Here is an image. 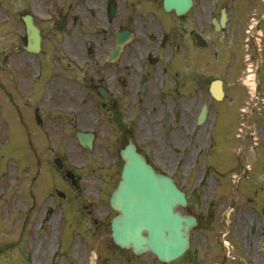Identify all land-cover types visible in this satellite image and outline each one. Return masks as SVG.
I'll return each instance as SVG.
<instances>
[{"label":"flooded vegetation","instance_id":"obj_1","mask_svg":"<svg viewBox=\"0 0 264 264\" xmlns=\"http://www.w3.org/2000/svg\"><path fill=\"white\" fill-rule=\"evenodd\" d=\"M243 8L244 0H192L189 9L180 14L174 6L167 8L166 0H0V91L6 93L9 103L21 102L28 109L21 118L35 125L29 139L50 137V109L54 107L69 110L68 114L82 123L89 114L83 107L101 105L111 120V154H106L118 178L113 176L110 182L101 181L91 189L98 200L84 197L87 189L73 186L70 181L65 182L69 185L63 187L64 193L45 187L47 206L35 224L40 222L43 227L51 223L52 215L60 209L66 217L69 213L77 220V227L88 239L100 230L112 231L116 211L110 206L109 197L106 200L103 195L108 186L111 185L110 196L118 185L123 166L120 150L129 136L158 172L169 173L181 189L195 196L200 210L196 213L188 205L189 213L198 221L191 233L189 255L195 252L200 240L196 231L207 237L212 230L209 227L223 229L233 224L225 215L219 216L216 207L205 210L200 205L207 192L212 204L226 203V197L216 200L217 194L224 195V190L231 187V182L221 180L226 173L225 166L218 164L223 155L218 150L210 164L191 165L192 154L186 151L198 145L195 140L202 128L210 125L211 131L215 129L222 138L228 124L233 125L228 123L229 93L222 77L227 70V46L223 40L233 32L232 26ZM27 17H31L39 31L41 45L37 52L27 48ZM3 40H10L9 52L4 50ZM216 78L223 81L220 100L212 96L210 89ZM38 80L43 84L36 85ZM101 88L106 90V98L100 93ZM204 106L205 122L199 124ZM222 141L220 146L224 145ZM178 146L185 150L183 162L188 165L174 157ZM0 150L2 157L3 144ZM185 169L188 173L203 172L208 180L202 179L193 190H188L197 179L185 177ZM76 177L81 179L77 173ZM255 185L247 184L245 190L243 183L239 184L236 193L244 200L247 193H254ZM3 188L0 180L1 194ZM63 221L61 217L59 222ZM242 225L246 251H251L249 256L254 259L252 254L256 257V245L264 240V230H256L254 219H246ZM215 232L226 239L230 233ZM4 247L9 248L0 233V257ZM212 247L208 240L205 248ZM89 248H84L81 261L87 258ZM95 250L93 264H133L141 258L131 249L118 247L112 238L111 244L97 246ZM37 253L43 257H37L41 264L49 262L50 250L33 249L31 256ZM11 257L6 256L0 264H20Z\"/></svg>","mask_w":264,"mask_h":264},{"label":"rangeland","instance_id":"obj_2","mask_svg":"<svg viewBox=\"0 0 264 264\" xmlns=\"http://www.w3.org/2000/svg\"><path fill=\"white\" fill-rule=\"evenodd\" d=\"M232 33H227V38L225 37L224 40H228V43L233 48V53L236 55L235 60V68L236 71L230 73L229 67L227 70V74H224L227 82L229 83L228 87L232 83H236L237 90L235 91V96L237 97L235 106L236 109L241 104H245V110L239 111L237 113V117H239V120L237 121L236 130L238 131V136L240 132L241 138H243L244 144L236 143L235 139V132L229 133V147L231 148L235 144V148L243 149L242 157L244 160L240 159L239 168L237 171H240V169L244 166L248 165V172L246 174L247 178L253 179V171L258 170V176L263 184L264 182V3L263 0H244V8L242 12L240 13L239 19L234 23L232 26ZM5 41V40H3ZM8 42V40H7ZM7 45H10L8 42ZM8 46H4L5 52H9ZM228 62L230 63L232 61V54L228 51ZM259 66V67H258ZM258 69V79L255 83L253 80V77L251 75L252 70ZM249 70V71H248ZM232 74V75H231ZM251 76L252 80L249 78L245 80V76ZM243 79L245 80L243 83ZM231 83V84H230ZM258 83V87L256 84ZM3 94V93H2ZM240 98V99H239ZM17 100H20L18 96H16ZM229 100H231L229 98ZM9 106L11 109L7 112H5L4 107ZM84 111L88 112L89 114L85 115L84 118L86 121L82 123H72L69 119V115H66V113H61L62 110L59 108H51V132L49 136H51V140L45 141L47 144H49L50 152H48V149L43 150V143L44 140H35L34 142H31V147L34 149V151H39V162L36 160L35 153L30 149L29 146V134L30 130L28 127L29 121L26 119H21V113H24L26 111V106L20 103H5L4 100H2V96H0V143L3 144V146H6V148H17L19 150H24L23 152H18L15 156L9 157L10 153H7L6 151H3V157L0 159V171L2 170L3 163H4V171L5 169H8L10 166L12 169H10L5 174V184L11 183L13 186L11 190V194H8L6 192L4 194L5 199L4 203L0 204V211L3 209H6L7 212L3 210L2 217L9 225V221H11V227L9 229L2 232V239L3 243L13 241L15 239L14 231L17 229L19 225H21L22 217L25 215L29 216V213H40L38 210H40V205L37 204L34 208L35 210H32L34 208H31L32 198L38 199L43 198V190H44V182H49L51 180L50 174L46 171L48 170V166L51 165L52 168H54V162L53 157L55 155H62L67 164H69L72 167L77 168L78 172L82 175V186L84 188H94V186H97V183L99 180L109 181L111 180V177L115 176L112 175L113 171H111V166L108 165L107 159L108 153L111 154V124L108 123L107 118V112L102 106H95L94 104H90L88 107H83ZM253 109V114L251 115V110ZM21 110V111H20ZM252 116V119L248 118ZM4 118V120H3ZM77 128L85 129H95L97 131V134L99 135V140L97 143V147L94 151V153H86L82 150L80 147L76 137L74 136V130ZM239 128V129H238ZM14 132H18L16 134L21 136V140H19L18 143H16L17 140H14ZM254 133L253 137L250 133ZM256 134V135H255ZM255 137V138H254ZM239 139V137H238ZM255 140H258L257 142ZM256 143H255V142ZM216 144L210 149H207V151L203 154L201 159L203 161H206L207 163H211V157L212 154L215 152V150L219 149V153L223 154L225 157L224 166L225 167H231V166H238L237 160L234 159L233 153L227 154L223 147L220 146L221 141H215ZM258 143V145H257ZM254 144V147H251V145ZM205 145V144H204ZM203 145V147H204ZM48 145L44 144V147L46 148ZM104 149H107L108 152H104ZM197 151V150H196ZM204 152V150H203ZM178 159V158H177ZM194 160V157H193ZM201 160L197 164L200 163ZM36 163V165H35ZM39 163V171L41 170V174L44 176V182H42V179L36 175L34 177L35 166ZM182 164L188 165V162H182ZM222 164V163H220ZM223 165V164H222ZM185 168V167H184ZM183 168V169H184ZM14 169V170H13ZM19 170V171H18ZM29 170V171H28ZM51 170V169H50ZM52 171V170H51ZM188 170L185 169L184 176L185 177H193L194 179H197L192 184L188 186V190H193L194 186H198L200 183L202 177L206 175L203 172H191L188 173ZM52 174H54L55 177H58V174L53 170ZM179 174V173H178ZM229 175H227V181L232 180L234 177H236L238 174L229 172ZM234 175V176H233ZM233 177V178H231ZM54 180V177H52ZM180 180V179H178ZM206 179H204L205 182ZM252 186L254 185V181L251 180ZM56 184V183H55ZM53 184V185H55ZM52 185V186H53ZM197 190H199L198 187H196ZM227 191V203H214L212 204L210 200L212 198H207L211 194L210 192H207L204 199L201 202V206L203 209H207L210 207H216L217 214L219 216H222L224 213L226 214H233L231 220L232 225L223 229L220 227H209L211 228V232L208 233V236L206 237L202 232H198V235L200 237L199 243L197 244V248L193 255H196L195 258L198 264H212L213 261H218L220 259H216L213 254L206 257L207 248L206 244L208 240H210L211 244L214 246H219L218 241L223 240L224 237L221 236L218 232H215L216 230L222 232L230 231L228 240L230 241L231 245L235 248L232 249V254L230 253V258H227V260H223V264H240L245 258L252 259L249 254L251 251L247 250L248 245L245 241L246 238H243V225L242 223L247 219H254L256 223V228L262 227V230H264V209L260 212L253 211V207L250 206L251 209H245L243 207V204L240 205L234 204L232 205L230 202L232 200L231 193H229V189ZM222 193L223 192H219ZM86 194L91 197H95L94 192L87 191ZM223 195L217 194L216 200H220V198ZM241 196V195H239ZM237 197V195H236ZM44 201V200H43ZM264 202V188L258 190L257 194V200L256 203L260 204L259 208L261 209L262 204ZM36 201L33 202L35 204ZM45 206V204H43ZM234 206V207H233ZM228 207V209H227ZM180 210L186 214L188 212L187 208H180ZM233 210V212H232ZM212 212V211H210ZM58 217V214L56 215ZM55 215L53 216L52 224H46L44 229H48V232L51 235H55L56 233L53 231L51 227H55L56 221H55ZM260 217V220L258 219ZM34 219L35 217H31ZM263 218V220H262ZM3 221V220H2ZM224 221V220H223ZM4 227L5 223H4ZM30 229V227L28 226ZM39 228L38 226L35 227V229ZM64 232L66 233V239L63 245V252L62 255L59 257V264H64V261L66 259V256L68 254L69 248L72 245V255L68 256V260L73 258L75 261H78V258L81 259L83 255V243H80L82 240V233L80 229L73 223L68 222L67 224H64L63 226ZM209 228H201V229H209ZM44 229H38L39 231H43ZM216 229V230H215ZM31 230V229H30ZM20 230L18 232V236L20 239L19 245L23 247H27L32 249L35 248V246L40 245L41 248L48 247L51 245L53 248L56 244L53 241V239H50L51 236L49 233L42 234L40 232L39 234H32V236L29 235L30 232H27L26 238L22 239ZM103 232H100L99 234H96L95 237L92 239V244H96L99 241V237L103 236L104 238V244L105 241L109 238L107 234ZM32 233V231H31ZM240 233V234H238ZM29 236V237H28ZM28 238V243H27ZM94 246V245H93ZM92 246V247H93ZM258 246V243L257 245ZM254 247V246H253ZM256 249V248H255ZM15 250V249H11ZM257 250V249H256ZM211 251V249H210ZM240 257L242 259H240ZM252 257L260 262L262 261L258 255L256 257L252 254ZM253 260V259H252ZM139 264H154L155 258L152 255H146L142 258ZM189 264V258L188 254L184 257L178 259L176 264ZM246 261V260H245ZM87 262V264H91V258L88 257L85 260H82L80 263ZM254 262V260H253ZM20 263L26 264V259L23 261H20ZM34 264H38L35 260ZM175 264V263H174ZM260 264V263H259ZM264 264V261H263Z\"/></svg>","mask_w":264,"mask_h":264},{"label":"water","instance_id":"obj_3","mask_svg":"<svg viewBox=\"0 0 264 264\" xmlns=\"http://www.w3.org/2000/svg\"><path fill=\"white\" fill-rule=\"evenodd\" d=\"M189 5L190 0H179V12ZM78 137L84 146L92 147V134L79 132ZM122 156V180L111 200L120 211L113 221L115 242L138 254L150 250L163 261L181 256L189 247V233L195 225L192 216L175 210L178 204H186L185 194L171 178L157 174L132 143Z\"/></svg>","mask_w":264,"mask_h":264}]
</instances>
